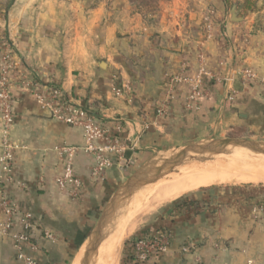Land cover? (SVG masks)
Returning a JSON list of instances; mask_svg holds the SVG:
<instances>
[{
  "label": "crops",
  "instance_id": "crops-1",
  "mask_svg": "<svg viewBox=\"0 0 264 264\" xmlns=\"http://www.w3.org/2000/svg\"><path fill=\"white\" fill-rule=\"evenodd\" d=\"M109 2L105 12L101 5L85 11L82 0H0V41H11L15 60L11 139L17 145L11 173L0 164V197L18 208L12 232L21 229L22 212L33 214L29 233L37 249L26 252L37 264H73L90 218L97 217L124 173L114 166L104 179H92L93 159L82 151L74 163L82 191L77 199L62 192L54 147L81 146L82 128L52 118L36 92L58 90L109 126L121 122L124 135L140 136L131 157L234 132L264 140V85L236 74L248 66L264 77V0H162L150 20L130 0ZM200 51L206 71L218 79L203 75V95L190 107L188 86H178L160 115L168 77L183 66L195 74ZM126 82L132 94L115 96L112 85ZM1 135L0 114V141ZM238 191L192 213L180 207L159 214L148 234L169 232V250L130 264H264V212L246 205L259 196ZM4 219L0 205V224ZM0 264H25L10 235L0 234Z\"/></svg>",
  "mask_w": 264,
  "mask_h": 264
},
{
  "label": "built area",
  "instance_id": "built-area-1",
  "mask_svg": "<svg viewBox=\"0 0 264 264\" xmlns=\"http://www.w3.org/2000/svg\"><path fill=\"white\" fill-rule=\"evenodd\" d=\"M211 25L212 23L208 20L206 29H210ZM13 54L11 41H0V114L2 120L0 164L2 170L7 174L11 173L13 151L17 148V145L11 139L15 121L13 96L10 90L12 83L11 72L15 69ZM198 58L200 67L195 74H189L186 67L183 66L179 71L168 77V88L165 98L158 108L160 115L167 113L171 102L176 97L175 91L178 86H188L186 100L187 105L190 107L203 95V75L218 79L216 75L206 71L204 65L205 57L202 51L198 53ZM236 74L246 83L260 81L264 85V77L259 76L251 67L241 66ZM226 80L231 79L226 78ZM111 90L117 97H122L126 93L132 94L133 92L132 86L128 83L122 85L113 84ZM35 97L39 103L49 108L52 118L82 128L83 144L81 146L61 144L54 147L62 164L61 172L56 177V185L70 198L77 199L83 188V182L76 175L74 169L75 158L79 152L83 151L92 157L91 177L95 180L104 179L107 170L114 166L125 165L128 167L132 163L131 158L127 159V154L129 151H134L138 148L140 136L131 137L124 135L121 122H118L113 127L109 126L99 120L89 109L65 100L58 90H49L46 93L36 92ZM229 99H233V96L230 95ZM0 205L5 213V219L0 224V234L12 236L18 259L25 264H37V261L27 255L26 252L27 248L37 249V246L30 241L29 233L33 214L22 212L18 221L21 229L17 232H12L18 208L6 196L0 197ZM256 209L264 211V205H260ZM46 236L50 239L55 238L52 232H46ZM170 239L171 234L166 231L134 237L130 241L126 258H129L134 263H145L160 254L166 253L169 250Z\"/></svg>",
  "mask_w": 264,
  "mask_h": 264
},
{
  "label": "bare ground",
  "instance_id": "bare-ground-1",
  "mask_svg": "<svg viewBox=\"0 0 264 264\" xmlns=\"http://www.w3.org/2000/svg\"><path fill=\"white\" fill-rule=\"evenodd\" d=\"M238 181H264V155L236 148L229 153L218 155L216 159L213 157V159L191 161V163L176 167L152 186L150 184L148 189H143L144 191L139 193L138 198H134L136 197L134 196L132 199L140 203L150 197H156L160 201L170 202L188 192L211 186L217 182ZM138 203L134 205L135 207L132 208L129 215L132 216ZM119 215L121 216L123 213ZM118 217L103 238L94 264H118V251L128 229L126 222L120 223ZM84 250L85 244L76 254L73 264H80Z\"/></svg>",
  "mask_w": 264,
  "mask_h": 264
},
{
  "label": "rangeland",
  "instance_id": "rangeland-1",
  "mask_svg": "<svg viewBox=\"0 0 264 264\" xmlns=\"http://www.w3.org/2000/svg\"><path fill=\"white\" fill-rule=\"evenodd\" d=\"M109 1L110 0H82L83 8L85 9V11H90L91 9L97 7L98 5H101V6H103L105 12H109V4H110ZM130 1L132 3L131 6L133 8H135V10H137V11L139 10V12L142 14V16H144L145 18H148V20L152 19L154 16H157L159 14L160 9H161L159 3L162 0H156V1L155 0H130ZM144 1H146V3ZM127 83L131 85V82H126V84ZM232 134L233 135L228 136V137H241L240 135H238L237 132H234ZM245 138H250V137H245ZM212 139H218V138H212ZM251 139L264 141V140L255 139V138H251ZM240 149L247 150L244 148H240ZM168 152H171V150L170 149H168V150L167 149L166 150L165 149H159V150L157 149V150H153V151L147 150V152H145L144 154L139 153L138 157H131L128 154L127 159L131 158L132 163L128 167L125 165H119L120 167H118L119 170H121L124 173L123 179L120 180V184L122 182H124L126 180V178H128V176H130L134 171L138 170L139 168H141L143 165L150 162L151 160H153L157 157L163 156ZM261 155H264V154H261ZM217 157H218V155L214 156V159H216ZM212 159H213V157H212ZM189 163H191V162H189ZM149 186H150V184L143 189L144 190L148 189ZM151 186H152V184H151ZM143 189L138 191L137 192L138 194L136 193L134 195L136 197H134V196L133 197L138 198V196L140 195L139 193H142L144 191ZM231 190H240L241 192H247V193L256 192L259 197L255 198V200H253L252 203L251 202L246 203L247 206H252V207L254 206L256 211H257L256 208H258L260 205H264V181H259V182H240V181H238V182H226V183L217 182L211 186L201 187L197 190L188 192V193L184 194L183 196L179 197L178 199H176L174 201H170V202H163V201H160L159 198L150 197V198L146 199L145 201L140 202L141 203L140 204L137 201H134L133 200L134 198L131 199L130 203L127 204V206H125L121 210L120 213H123V215L120 216L119 215L120 213H119L118 214L119 217L117 216L120 223L122 221H124L128 225L127 234H126V236L123 240V243H122V245L118 251V264H123V261L125 260V258L127 256L128 242L131 241L134 237H137V236L143 235V234H148V232H150V231H148V229H151L150 227H152V226H154V224H156L155 220L157 219L158 215L162 214L166 211L172 212L174 210L173 205L176 204V202H179L180 205L186 201L193 203V204L183 205L181 207L184 210H188V212L192 213L193 211L199 210L201 208H207V207H211L213 204H217L216 202H217L218 196L221 197L222 194H224L226 196V195L230 194ZM240 191H238V192H240ZM149 199H151V200H149ZM148 200H149V202H148ZM136 203H138V204H137L136 208L133 210L132 216H131V215H129L131 213L130 211L132 210L133 207H135L134 205ZM139 204L141 205V207ZM127 210H128V212H127ZM100 212L101 211H99L97 217H91L90 218V221H91L90 230L94 226L96 221L98 220ZM126 219H127V221H126ZM71 263H72L71 261L68 262V264H71Z\"/></svg>",
  "mask_w": 264,
  "mask_h": 264
},
{
  "label": "water",
  "instance_id": "water-1",
  "mask_svg": "<svg viewBox=\"0 0 264 264\" xmlns=\"http://www.w3.org/2000/svg\"><path fill=\"white\" fill-rule=\"evenodd\" d=\"M233 15L236 10L233 9ZM236 148H244L264 154V141L243 137L204 139L186 144L157 157L134 171L109 197L98 220L85 238V250L80 264H94L101 242L121 210L130 203L133 196L149 184H153L176 167L191 161L206 160L229 153Z\"/></svg>",
  "mask_w": 264,
  "mask_h": 264
},
{
  "label": "trees",
  "instance_id": "trees-1",
  "mask_svg": "<svg viewBox=\"0 0 264 264\" xmlns=\"http://www.w3.org/2000/svg\"><path fill=\"white\" fill-rule=\"evenodd\" d=\"M156 1V0H155ZM146 3V1H144ZM187 204H193L191 202H183L181 205L179 204V202H176V204L173 205V208L176 209V208H180L182 207L183 205H187ZM130 244V241L128 242V246ZM127 246V252H129V247ZM123 264H130V259L129 258H125V260L123 261Z\"/></svg>",
  "mask_w": 264,
  "mask_h": 264
}]
</instances>
